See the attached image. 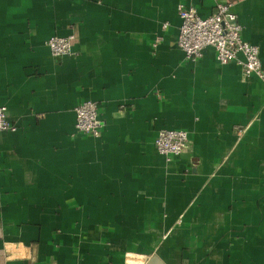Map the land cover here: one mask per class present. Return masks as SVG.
<instances>
[{
    "label": "crops",
    "instance_id": "1",
    "mask_svg": "<svg viewBox=\"0 0 264 264\" xmlns=\"http://www.w3.org/2000/svg\"><path fill=\"white\" fill-rule=\"evenodd\" d=\"M221 3L264 70V0H0V264H264V79L178 47V7Z\"/></svg>",
    "mask_w": 264,
    "mask_h": 264
},
{
    "label": "built area",
    "instance_id": "2",
    "mask_svg": "<svg viewBox=\"0 0 264 264\" xmlns=\"http://www.w3.org/2000/svg\"><path fill=\"white\" fill-rule=\"evenodd\" d=\"M181 25L178 47L187 59L196 61L203 57L204 51L211 47L216 52L220 65L236 62L249 78L253 75L264 79L259 47L246 42L242 37L243 27L233 5L221 3L209 17H202L197 8L180 5L178 7ZM75 37H55L48 41L53 56L72 54ZM76 131L80 135L100 138L104 124L99 115L96 102L85 101L75 108ZM16 131L8 117V109L0 107V134ZM189 136L182 130H161L155 141L157 152L168 161L184 154L188 147Z\"/></svg>",
    "mask_w": 264,
    "mask_h": 264
}]
</instances>
